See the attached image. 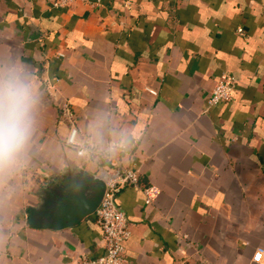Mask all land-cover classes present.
Wrapping results in <instances>:
<instances>
[{
    "label": "crops",
    "instance_id": "obj_1",
    "mask_svg": "<svg viewBox=\"0 0 264 264\" xmlns=\"http://www.w3.org/2000/svg\"><path fill=\"white\" fill-rule=\"evenodd\" d=\"M56 1L0 0V62L22 65L41 95L26 163L0 174V264L104 257L95 215L35 229L29 210L80 171L115 166L140 186L116 200L126 264H264V0ZM225 76L232 100L208 108ZM64 103L82 137L104 113L131 146L77 156Z\"/></svg>",
    "mask_w": 264,
    "mask_h": 264
},
{
    "label": "clouds",
    "instance_id": "obj_2",
    "mask_svg": "<svg viewBox=\"0 0 264 264\" xmlns=\"http://www.w3.org/2000/svg\"><path fill=\"white\" fill-rule=\"evenodd\" d=\"M40 108L35 77L19 63L0 62V174L16 171L26 163ZM134 138L132 131L112 127L108 116L98 113L89 123L87 137L72 131L67 143L77 155L94 151L114 155L126 151Z\"/></svg>",
    "mask_w": 264,
    "mask_h": 264
},
{
    "label": "built area",
    "instance_id": "obj_3",
    "mask_svg": "<svg viewBox=\"0 0 264 264\" xmlns=\"http://www.w3.org/2000/svg\"><path fill=\"white\" fill-rule=\"evenodd\" d=\"M78 1L84 0H58L54 3V6L62 9ZM239 33L243 35L242 31H239ZM235 85L234 79L225 76L214 87L211 96L207 100V107L211 108L222 103L230 102L232 100V93ZM60 110L61 121H67L70 125L69 133L72 131L79 133L76 127L75 114L70 105L64 103ZM65 145L77 154L76 150L67 143V138L65 140ZM98 154V152L94 151L89 154L77 156L90 158ZM96 176L105 183L104 196L100 206L95 212V222L103 234L102 243L105 249V256L92 264H126V249L124 247V242L130 238L131 232L126 216L117 206L116 200L127 187L139 189L138 173L130 169L115 166L101 168ZM145 193L148 197L147 203H150L149 191L145 190ZM261 256L262 253L256 254L255 261L259 262Z\"/></svg>",
    "mask_w": 264,
    "mask_h": 264
},
{
    "label": "water",
    "instance_id": "obj_4",
    "mask_svg": "<svg viewBox=\"0 0 264 264\" xmlns=\"http://www.w3.org/2000/svg\"><path fill=\"white\" fill-rule=\"evenodd\" d=\"M104 192L105 183L99 177L80 171L48 191L39 208L29 210V224L49 230L75 227L95 215Z\"/></svg>",
    "mask_w": 264,
    "mask_h": 264
}]
</instances>
